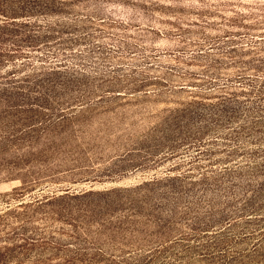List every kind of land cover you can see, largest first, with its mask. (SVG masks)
I'll return each mask as SVG.
<instances>
[{
    "label": "rangeland",
    "instance_id": "1",
    "mask_svg": "<svg viewBox=\"0 0 264 264\" xmlns=\"http://www.w3.org/2000/svg\"><path fill=\"white\" fill-rule=\"evenodd\" d=\"M0 1V264H264V0Z\"/></svg>",
    "mask_w": 264,
    "mask_h": 264
},
{
    "label": "trees",
    "instance_id": "2",
    "mask_svg": "<svg viewBox=\"0 0 264 264\" xmlns=\"http://www.w3.org/2000/svg\"><path fill=\"white\" fill-rule=\"evenodd\" d=\"M1 4L2 3L0 1V6ZM40 31L34 29L33 32H30V34L26 36L28 40L31 42L30 44H33V42L37 44L39 40L45 42L46 40H48L47 38H50L49 36L41 35ZM4 38L5 37L3 33H0V42H4V40H6ZM3 62H4V57L3 54L0 53V65ZM258 72L264 73V69L258 67ZM26 81H31V80L28 77L26 78ZM32 84L33 85L21 84L17 86L16 88L23 90L24 93H18L14 97L20 99L22 103L38 105L40 107H44L45 101H48L55 97L62 98L63 103H61V106L65 105V107H69L75 102L82 103L83 101H85V96L81 93H78V95H75V97H71V96L66 97L65 91L68 90L69 86L67 87L65 82H56V83L54 82L52 84H48V83L46 84L39 80V81H33ZM59 87H63V88H59Z\"/></svg>",
    "mask_w": 264,
    "mask_h": 264
}]
</instances>
